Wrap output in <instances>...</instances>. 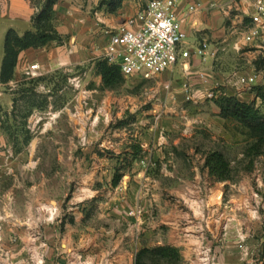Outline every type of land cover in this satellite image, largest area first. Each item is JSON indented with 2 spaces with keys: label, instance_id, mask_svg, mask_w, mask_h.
<instances>
[{
  "label": "rangeland",
  "instance_id": "1",
  "mask_svg": "<svg viewBox=\"0 0 264 264\" xmlns=\"http://www.w3.org/2000/svg\"><path fill=\"white\" fill-rule=\"evenodd\" d=\"M102 1L58 0L57 5L64 9L78 7L96 15L107 12ZM234 1L206 3L210 10L217 11L218 27H224L227 35L232 36L224 43L216 38L213 43L216 51L206 52L199 60L201 71L213 81L208 90L202 85L205 82L196 83L194 75L182 71L181 66L175 68L169 85L157 84L154 78L124 76V83L104 88L95 60L61 64L46 74L41 69L28 74L29 64L24 68L17 65L14 79L7 84L0 82V188L1 198L6 201L1 207L2 228L16 225L18 232H24L26 200L30 197L33 210L48 211V222L55 225L61 218L69 223L74 221V211H82L83 220L96 226L102 219L108 222L106 218H99V212L120 209V191L127 188L129 178L137 172L121 169L119 186L111 184L118 173L117 167L125 161L126 148L137 142L144 131H154L172 144L208 152L222 151L231 164V179L213 178V184L224 182L220 194L225 198L233 193L251 196L250 209L254 210V216L247 217L250 213H244L242 216L247 221L243 224L257 221L264 234V142L251 136L238 121L219 116L213 98L206 94L211 89L231 95L243 92L246 101L261 106L252 89L264 85V47L255 53L254 46L240 49L234 46L240 32L250 24L246 18L242 25L235 22ZM25 5L32 12V18L39 10L40 0H21L20 5H15L14 0H0L1 61L7 30L14 28L21 34L32 29V22L25 20L22 10ZM57 23L56 19V27ZM107 35V28H103L99 36L104 40L103 45L98 44L94 50L97 59L105 56ZM62 36V44L67 43L69 48L71 35ZM245 75H256V84H239L238 77ZM93 167L97 168V180L91 187L83 178ZM93 188L97 191L95 196L82 200L88 195V189ZM9 201L10 214L7 212ZM242 206L248 204L242 203ZM10 239L16 241L14 235ZM262 244L255 250L251 264H263Z\"/></svg>",
  "mask_w": 264,
  "mask_h": 264
},
{
  "label": "crops",
  "instance_id": "2",
  "mask_svg": "<svg viewBox=\"0 0 264 264\" xmlns=\"http://www.w3.org/2000/svg\"><path fill=\"white\" fill-rule=\"evenodd\" d=\"M148 1L122 0L116 12L102 11L96 15L86 13L78 7L64 9L56 4L55 10L60 18L58 20L57 17L59 23L56 28L64 36L71 35L69 43L72 44L68 48L67 43H49L37 49L24 50L20 54L18 66L22 65L24 68L28 64L39 63L41 72L46 74L61 64L75 65L94 61L97 59L95 47L103 45V38H99L102 29L108 30L120 25L127 18L136 15ZM195 1H201L203 8L189 11L188 6ZM208 1L177 0L176 11L182 28L188 34L186 43L190 47L187 44L184 47L194 49L206 41V52L211 54L216 51L213 44L216 38L222 39L224 43L232 36L227 35L224 27H218L217 11L208 8ZM14 3L20 5L21 0H14ZM234 5L235 22L242 25L245 18L251 22L247 1L235 0ZM26 7L22 6L24 18L31 24L32 12ZM244 32H240L234 46L237 49L254 46V52L260 53L256 43L248 44L244 41ZM108 38L107 35V41ZM73 39L75 42H72ZM200 59L195 56L192 58L189 73L194 75L196 83L205 82L202 85L208 90L213 81L205 72L206 81L198 78V73L202 72ZM177 66L182 69L181 63H177L156 75L154 79H157V84L169 85L173 82ZM236 96L245 100L243 92ZM158 134L144 131L135 140L137 142L134 141L140 144L141 152L131 161L129 170L137 172L129 178L127 188L120 191V209L99 212V218H106L108 222L102 219V223L96 226L83 220L82 211H74V221L69 223L61 218L55 225L48 222V211L33 210V200L30 197L26 200L24 232H18L16 225L8 224L2 228L0 220V264H135L136 253L142 247L165 244L180 249L182 259L179 264H251L255 250L264 240L257 221L243 224L247 217L254 216V210L250 209L251 196L233 193L225 198L224 194H220L224 182L213 184L214 177L205 166L208 151L172 144ZM130 146L126 148L125 155L131 153ZM96 173L97 168L93 167L85 174L83 180L87 186L94 185ZM88 190V195H84L82 200L94 197L97 192L94 188ZM116 192L118 193L117 190ZM1 194L0 188V217L2 204L6 203ZM10 195L9 200L12 199ZM242 203L248 206L244 207ZM136 207L142 208V214L137 217L129 216V210ZM11 209L9 201L8 214ZM14 211L16 213V208ZM244 213L250 214L244 217ZM51 214L53 210L50 209ZM109 220H112L111 223ZM11 235L16 238L15 242L11 241Z\"/></svg>",
  "mask_w": 264,
  "mask_h": 264
},
{
  "label": "built area",
  "instance_id": "3",
  "mask_svg": "<svg viewBox=\"0 0 264 264\" xmlns=\"http://www.w3.org/2000/svg\"><path fill=\"white\" fill-rule=\"evenodd\" d=\"M177 0H149L136 15L127 18L120 25L107 30L108 41L105 56L110 63L119 65L124 76H139L152 79L177 63L184 72H190L192 58L205 56L208 43L201 42L194 49L185 48L188 38L182 28L176 11ZM251 22L243 34L246 43H256L264 47V0H246ZM215 6V4H212ZM203 8L201 1L188 6L189 11ZM40 71L39 63L28 66V74ZM198 78L206 81V75L198 73ZM256 75L238 77L243 86L256 84ZM188 87V86H187ZM188 89L186 88V91ZM219 90L211 89L207 97L215 98ZM143 212L141 207L129 210V216L137 217Z\"/></svg>",
  "mask_w": 264,
  "mask_h": 264
},
{
  "label": "trees",
  "instance_id": "4",
  "mask_svg": "<svg viewBox=\"0 0 264 264\" xmlns=\"http://www.w3.org/2000/svg\"><path fill=\"white\" fill-rule=\"evenodd\" d=\"M58 0H40L39 10L32 16V29L19 33L14 28H9L5 34L3 58L0 65V82L7 84L15 77L16 68L22 51L37 49L51 42L62 44L63 36L58 32L55 20L57 13L55 5ZM107 6V12L114 13L121 6L122 0H103ZM95 69L101 76L104 88H115L124 83L125 77L119 65L110 63L106 58L101 57L95 60ZM253 92L261 100V106L255 102H248L239 99L236 95L220 91L217 97L213 98L219 109V116L231 118L246 127L251 136L258 137L264 142V85H256ZM131 153H127L123 165L117 167L118 173L112 180L116 187L121 179V169H128L131 161L140 155L139 143H132ZM131 154V155H130ZM131 156V157H130ZM132 158V159H131ZM205 166L209 174L219 181L231 179V164L225 154L219 150L208 152ZM261 258L264 264V241L261 249ZM182 259L180 249L168 244L155 247H142L135 256V264H179Z\"/></svg>",
  "mask_w": 264,
  "mask_h": 264
}]
</instances>
